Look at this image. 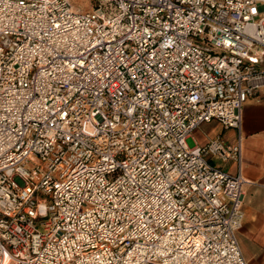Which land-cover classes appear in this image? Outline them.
Returning a JSON list of instances; mask_svg holds the SVG:
<instances>
[{"label":"built area","instance_id":"built-area-1","mask_svg":"<svg viewBox=\"0 0 264 264\" xmlns=\"http://www.w3.org/2000/svg\"><path fill=\"white\" fill-rule=\"evenodd\" d=\"M91 1L0 0V264H248L264 0Z\"/></svg>","mask_w":264,"mask_h":264},{"label":"crops","instance_id":"crops-1","mask_svg":"<svg viewBox=\"0 0 264 264\" xmlns=\"http://www.w3.org/2000/svg\"><path fill=\"white\" fill-rule=\"evenodd\" d=\"M241 138V174L244 185L243 224L238 230V243L248 264H264V102L247 101L242 108L240 132L224 128L219 122L203 124L195 131L191 144H205L220 136L225 143L234 144ZM212 161L232 174L238 163Z\"/></svg>","mask_w":264,"mask_h":264},{"label":"rangeland","instance_id":"rangeland-1","mask_svg":"<svg viewBox=\"0 0 264 264\" xmlns=\"http://www.w3.org/2000/svg\"><path fill=\"white\" fill-rule=\"evenodd\" d=\"M72 3L80 11H89L92 6L91 0H72Z\"/></svg>","mask_w":264,"mask_h":264}]
</instances>
